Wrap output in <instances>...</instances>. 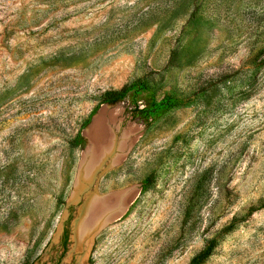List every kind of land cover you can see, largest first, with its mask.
<instances>
[{
	"label": "rangeland",
	"instance_id": "374dc122",
	"mask_svg": "<svg viewBox=\"0 0 264 264\" xmlns=\"http://www.w3.org/2000/svg\"><path fill=\"white\" fill-rule=\"evenodd\" d=\"M262 205L264 0H0V264H264Z\"/></svg>",
	"mask_w": 264,
	"mask_h": 264
},
{
	"label": "trees",
	"instance_id": "16d2710c",
	"mask_svg": "<svg viewBox=\"0 0 264 264\" xmlns=\"http://www.w3.org/2000/svg\"><path fill=\"white\" fill-rule=\"evenodd\" d=\"M126 89L127 88L123 86L119 90H109V91L104 92L101 96L102 103L114 101L118 99L124 92H126ZM262 208H264V205L259 206L257 208H251L248 210L249 211L248 213L251 214L254 211L262 209ZM236 224H237V220L236 218H233L230 221V223L222 229V233H227V232L232 231ZM215 247H216L215 240L212 239L208 241L206 245L204 246V248L198 254L192 257V259L189 261L188 264H203L210 257Z\"/></svg>",
	"mask_w": 264,
	"mask_h": 264
},
{
	"label": "bare ground",
	"instance_id": "6f19581e",
	"mask_svg": "<svg viewBox=\"0 0 264 264\" xmlns=\"http://www.w3.org/2000/svg\"><path fill=\"white\" fill-rule=\"evenodd\" d=\"M97 143V142H96ZM98 143H100V142H98ZM97 145V144H96ZM99 145V144H98ZM100 146V145H99ZM95 147V146H94ZM99 148H101V147H99ZM105 149H109V147H106ZM101 150V149H100ZM102 151V150H101ZM92 157V156H91ZM97 157V156H96ZM93 159V158H92ZM95 161V160H94ZM76 194V193H75ZM103 199V198H102ZM98 202V201H97ZM120 201L118 202V204L117 205H115L114 207H118V205H120ZM90 204V203H89ZM124 204V203H123ZM100 206H101V204H100ZM109 206L108 205H104V206H102V207H100V208H98L97 207V203H96V201L94 200V201H91V206L89 207V209H88V211H89V213H90V216L91 217H94V216H96V214H99L102 210H104L105 208H108ZM113 207V206H112ZM113 207V208H114ZM110 208V207H109ZM106 210V209H105ZM107 211V210H106ZM100 219V218H99ZM95 220V219H94ZM91 221V220H90ZM99 221V220H98ZM75 233H76V231H75ZM75 241L77 240L76 239V237H75V239H74Z\"/></svg>",
	"mask_w": 264,
	"mask_h": 264
},
{
	"label": "flooded vegetation",
	"instance_id": "af4514ba",
	"mask_svg": "<svg viewBox=\"0 0 264 264\" xmlns=\"http://www.w3.org/2000/svg\"><path fill=\"white\" fill-rule=\"evenodd\" d=\"M68 236L64 234L63 240H62V247L65 248L67 246Z\"/></svg>",
	"mask_w": 264,
	"mask_h": 264
}]
</instances>
